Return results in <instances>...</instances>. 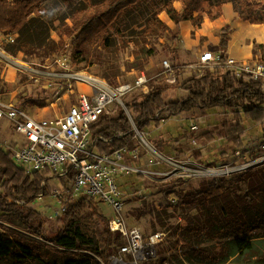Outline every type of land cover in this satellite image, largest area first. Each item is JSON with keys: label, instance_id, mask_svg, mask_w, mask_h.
I'll list each match as a JSON object with an SVG mask.
<instances>
[{"label": "rangeland", "instance_id": "obj_1", "mask_svg": "<svg viewBox=\"0 0 264 264\" xmlns=\"http://www.w3.org/2000/svg\"><path fill=\"white\" fill-rule=\"evenodd\" d=\"M103 1L47 0L33 15L34 23L20 33H14L16 39L14 43L1 41L0 100L12 101L31 113H40L46 117L63 116L76 102L78 90H75L74 94L67 93L63 88L57 87L55 81L54 87L46 90L44 86L50 81L44 78L38 83L31 81L16 62L37 69H43L52 63V72H56L59 69L54 62L55 58H71L75 71L105 78L111 83L114 82L113 84L134 82L141 73H145L149 79L148 90L169 87L170 91L166 97L170 100L187 96L180 87L190 78L206 73L220 76L229 71L224 62H221L220 67L213 68L201 67L198 64L188 69L186 65H182L186 61L191 64L198 63L191 61L195 53V49L191 47L194 41L198 57L206 51L217 55L221 53L214 38L196 36L193 28L197 30L199 27L190 21L176 24L164 12L160 19L168 28L160 34H144L146 22L152 17L153 11L162 8V4L155 0H149L125 13L109 30L106 42L86 37L75 45L73 41L79 32L70 36L66 27L73 25L71 18L80 11H90L95 4ZM169 1L178 11L182 10V3L179 0ZM260 2L264 4V0ZM232 12L233 9L227 10L224 18L236 25L231 19ZM241 23L243 25L237 28L238 39L234 40L229 48L230 55L240 64L254 65L256 62L264 64V41H261L264 39L262 31L264 26L258 30L252 28L249 22ZM203 31H207V28L203 27ZM184 36L188 42L184 41ZM77 50H80V54L77 55V62H74L73 56ZM250 52L251 58L245 60ZM165 61L174 66L172 71L164 69ZM143 94L142 90H137L125 98V103ZM121 111L119 108H112L106 117H117ZM234 123L235 115L230 109H194L190 113L171 118L160 129L153 125L150 130L140 132L132 142L140 151L139 164L146 173L139 175L138 178L135 176L129 179L118 178L120 184L124 183L121 187L126 191L124 216L130 227L140 229L145 235L157 232L163 234V241L157 246L156 257L139 264H209L200 260L188 262L185 254L192 249L187 244L193 245L197 240L201 248L213 249L217 245V237H223L221 241L224 242L247 236L257 243L258 248L260 247L258 243L264 240V225H259L260 227L248 232L246 228H238L239 219L235 233L227 227L229 225L224 219L218 224L220 228H224L220 233L216 231L217 228L200 229L197 231L198 236L189 231L194 229L197 223L201 227L209 219L220 215L225 208L233 207L239 210L237 215L242 212L239 217H243L244 220L251 214L254 216L255 212L247 205L244 206L246 194L257 202L264 201V189L256 185L257 180L264 178V163L245 170L221 174L223 170L227 172V168L248 164L262 155L263 127L256 120L247 118L243 126L246 132L244 136L246 151L242 152L244 158L237 157L235 145L227 137V132ZM141 135L147 143L142 141ZM16 139L21 138L15 135L8 125L0 124V149L5 148L9 153L15 148ZM220 178H225L230 190L227 197L209 203L202 211L187 208L182 204L184 195ZM245 179H249L253 185L249 186L248 180ZM52 184L63 186L60 179H52ZM30 207L43 215L48 234L54 235L60 230V218L50 220V209L46 205L37 202ZM99 207L106 218L113 216V211L105 203H100ZM54 209L55 205L52 202V211ZM86 225L89 233L95 236L94 241L101 244L99 231L89 220ZM0 233L24 236L32 241L43 257L52 258L54 248L49 242L30 232L19 221L4 218L3 213H0ZM119 257L118 247L113 245L110 264H118L115 258ZM124 259L130 263L135 262L133 258ZM95 260L98 264H105L98 256ZM1 264L13 263L4 260ZM224 264H264V261L250 260L239 255L230 258Z\"/></svg>", "mask_w": 264, "mask_h": 264}, {"label": "trees", "instance_id": "obj_2", "mask_svg": "<svg viewBox=\"0 0 264 264\" xmlns=\"http://www.w3.org/2000/svg\"><path fill=\"white\" fill-rule=\"evenodd\" d=\"M46 1L0 0V29L13 34L27 29L34 23L33 15ZM148 1L104 0L100 4H95L90 11L78 12L71 18L73 25L66 27L70 36L79 32L73 41L75 45L86 37L106 42L109 30L125 13ZM155 1H159L162 8L153 11L152 17L147 20L144 31L146 35L160 34L168 28L160 19V15L164 12L176 24L190 21L200 28L205 18L210 21L220 18L226 3L233 5L234 11L241 20L252 25L264 26V4H261L260 0H179L182 3L181 11L174 8L169 0ZM231 33L232 27L225 26L219 35L221 62L228 58L226 52ZM79 54L80 50L74 53V62H77ZM180 89L187 93V97L170 100L166 97L170 91L169 87H158L126 103L132 120L125 111H121L117 117H103L92 127L93 136L97 139L92 149L100 154L121 150L134 141V126L139 132L150 130L153 125L160 129L171 118L190 113L194 109L232 110L235 123L228 130L227 137L235 145L236 151H246L244 141L246 132L243 126L247 118L256 120L264 130V110L261 108L264 104V91L261 85L249 76L237 79L230 71L220 76L206 73L185 81ZM49 178L41 173H37L34 177L26 174L13 163L5 148L0 149V213H3V217L8 220L19 221L30 232L49 242L54 248L52 258L46 259L34 247L32 241L24 236L0 233V264L4 260L13 264H98L95 260L96 256L105 264H110L113 245H121L119 236H113L108 228V219L94 199L88 196H83L69 205L59 219L61 228L57 233L54 235L47 233L45 218L30 205L41 195H51L48 184L42 186V183ZM245 180H248L249 186L253 185L249 179ZM257 181L256 185L264 189V178ZM72 183L73 176L69 175L62 181V187L67 189ZM229 192L225 178H220L195 192L184 195L182 204L187 208L202 211L209 203L227 197ZM245 199L244 206L247 205L251 211L253 210L254 216L251 214L244 220L243 217H239L242 212L237 215L239 210L233 207L225 208L220 215L217 214L209 219L201 227L197 223V226L189 231L198 236L197 231L200 229L217 228L216 231L220 233L224 228H220L218 224H221L223 219L234 233L238 219L240 220L238 228H246L248 232L260 227L259 225H264V201L257 202L249 194H246ZM88 220L99 231L101 244L95 242V236L89 233L86 225ZM221 238L223 237L216 238L217 245L213 249L201 248L197 240L193 245L187 244L192 250L185 254V258L191 263L200 260L203 263L224 264L230 258L242 255L246 259L264 261V240L258 243L260 245L258 248L257 243L247 236L224 242Z\"/></svg>", "mask_w": 264, "mask_h": 264}, {"label": "built area", "instance_id": "obj_3", "mask_svg": "<svg viewBox=\"0 0 264 264\" xmlns=\"http://www.w3.org/2000/svg\"><path fill=\"white\" fill-rule=\"evenodd\" d=\"M15 40L13 33L0 29V42L14 43ZM220 55L221 53L217 55L211 51L204 52L199 58V66L220 67ZM54 62L59 71L52 72V63L43 69L18 62L16 65L35 83L42 78L50 81L44 86L46 90L54 87V81L57 82V87L63 88L67 93L74 94L75 90H78L76 102L63 116L39 118L12 101L0 100V124L10 126L16 135L25 140V143L16 144L15 148L9 149V158L32 177L37 173L50 177L42 186L47 183L51 195H41L34 202H41L50 209V220L62 217L73 201L88 196L94 199L98 206L105 203L113 211V216L107 219L110 232L113 236H119L121 243L117 246L120 257L115 258L118 264H139L154 259L157 246L163 241V234L157 232L145 235L140 229L128 225L124 216L126 191L121 187L124 183L118 182V178H138L146 173L139 164V149L131 143L113 153L100 154L92 149L97 140L93 136V125L106 117L112 108L125 111L132 120L125 98L137 90L148 93V77L141 73L134 82L113 84L105 78L75 71L71 58L57 57ZM224 63L237 79L249 76L260 84L264 91L263 63L240 64L234 58H227ZM173 68L169 61L164 62L166 71H172ZM261 108L264 110V104ZM134 132L137 138L140 132L135 126ZM142 141L147 143L143 136ZM261 143L262 155L256 161L227 168V172L223 170L224 174L263 164L264 130ZM236 154L237 157L244 158L242 151H237ZM43 171L47 173L44 174ZM69 175L73 176V183L67 189L52 184V179H60L62 182ZM52 202L55 205L53 211ZM124 257L133 258L135 262L130 263Z\"/></svg>", "mask_w": 264, "mask_h": 264}, {"label": "crops", "instance_id": "obj_4", "mask_svg": "<svg viewBox=\"0 0 264 264\" xmlns=\"http://www.w3.org/2000/svg\"><path fill=\"white\" fill-rule=\"evenodd\" d=\"M234 10V8H233V5L231 4V3H226V4H224V6H223V15L220 17V18H218L217 20H215V21H210L208 18H205L204 19V22L202 23V25H201V27L200 28H197V30L195 29V28H193V31L194 32H196L195 34H196V36L198 37V38H200V37H203V38H214L215 39V41H217V44H219V37H218V34L220 35V33H221V31H222V29L225 27V26H231L232 27V33L230 34V42H229V46H228V49H227V56H228V58H234L235 59V57H232L231 55H230V51H229V48H230V46H231V43H233V41L234 40H237L238 39V35H239V33H238V30H237V28H239L241 25H243L241 22L243 21V20H241L239 17H238V15H237V13L234 11V12H232V18L231 19H233L234 20V22H236V25H234L233 23H232V21L231 20H225V18H224V15H225V12L228 10V11H231V10ZM238 26V27H237ZM203 27H205V28H207V31H203ZM252 28H255V29H262V25H252ZM183 30H184V28H182V33H183ZM237 31V32H236ZM262 31H264L263 29H262ZM216 36H217V39H216ZM181 37H182V35H181ZM184 41L185 42H188V40L185 38V36H184ZM261 41H264V39L263 40H261ZM182 42H183V38H182ZM191 47H193L194 49H195V53L193 54L194 55V57H192V60L191 61H193L194 63H196V62H198L197 64H191V63H188L187 61L186 62H183V64L182 65H186L185 67L186 68H190V67H193V66H196V65H198L199 64V58H200V56L202 55V54H200V56L198 57L197 56V53H196V50H197V45H196V42L194 41V42H192L191 43ZM251 47V46H250ZM251 49V48H250ZM251 58V52L250 53H248V55H246V57H245V60H247V59H250ZM185 63V64H184ZM187 65H189V66H187ZM186 95V94H185ZM185 97H187V96H182L181 98H185ZM212 110V109H211ZM34 115H37V117H39V118H42V117H46L45 115H42V114H40V113H35V112H32ZM10 127V126H9ZM11 128V127H10ZM12 132H13V130H12ZM15 134V133H14ZM16 135V134H15ZM18 136V135H17ZM19 138H21V139H16V143L15 144H23V143H25V140H24V138H22L21 136H18ZM17 141H20V142H17ZM132 144V143H131ZM6 147H8V146H6Z\"/></svg>", "mask_w": 264, "mask_h": 264}, {"label": "bare ground", "instance_id": "obj_5", "mask_svg": "<svg viewBox=\"0 0 264 264\" xmlns=\"http://www.w3.org/2000/svg\"><path fill=\"white\" fill-rule=\"evenodd\" d=\"M222 174H224V172H221Z\"/></svg>", "mask_w": 264, "mask_h": 264}]
</instances>
